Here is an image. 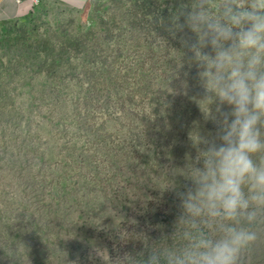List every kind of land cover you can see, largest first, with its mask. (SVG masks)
<instances>
[{
  "label": "rangeland",
  "instance_id": "374dc122",
  "mask_svg": "<svg viewBox=\"0 0 264 264\" xmlns=\"http://www.w3.org/2000/svg\"><path fill=\"white\" fill-rule=\"evenodd\" d=\"M197 6L39 0L0 25V264H120L152 222L216 238L182 205L217 131L190 49ZM253 228L238 264H264V222Z\"/></svg>",
  "mask_w": 264,
  "mask_h": 264
},
{
  "label": "clouds",
  "instance_id": "9594fccd",
  "mask_svg": "<svg viewBox=\"0 0 264 264\" xmlns=\"http://www.w3.org/2000/svg\"><path fill=\"white\" fill-rule=\"evenodd\" d=\"M208 3L198 0L188 22L200 29L190 49L206 96L216 98L217 131L205 141L182 205L217 236L197 233L176 264H238L258 238L253 226L264 222V0H219L218 18Z\"/></svg>",
  "mask_w": 264,
  "mask_h": 264
},
{
  "label": "trees",
  "instance_id": "16d2710c",
  "mask_svg": "<svg viewBox=\"0 0 264 264\" xmlns=\"http://www.w3.org/2000/svg\"><path fill=\"white\" fill-rule=\"evenodd\" d=\"M148 229H152L151 232ZM200 231L192 225L177 227L165 224L163 228H158L154 222L145 226L140 224L125 238L120 250V264H165L166 255L171 264H176V256L191 245ZM203 232L214 238L209 230Z\"/></svg>",
  "mask_w": 264,
  "mask_h": 264
},
{
  "label": "crops",
  "instance_id": "0c3cea01",
  "mask_svg": "<svg viewBox=\"0 0 264 264\" xmlns=\"http://www.w3.org/2000/svg\"><path fill=\"white\" fill-rule=\"evenodd\" d=\"M39 0H37L38 2ZM80 6L88 0H55ZM34 0H0V25L11 20H24L34 7Z\"/></svg>",
  "mask_w": 264,
  "mask_h": 264
},
{
  "label": "built area",
  "instance_id": "2783aa9c",
  "mask_svg": "<svg viewBox=\"0 0 264 264\" xmlns=\"http://www.w3.org/2000/svg\"><path fill=\"white\" fill-rule=\"evenodd\" d=\"M37 0H34V3L36 4Z\"/></svg>",
  "mask_w": 264,
  "mask_h": 264
}]
</instances>
